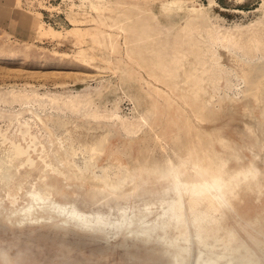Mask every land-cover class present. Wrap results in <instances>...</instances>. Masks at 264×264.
I'll return each instance as SVG.
<instances>
[{"label":"rangeland","instance_id":"rangeland-1","mask_svg":"<svg viewBox=\"0 0 264 264\" xmlns=\"http://www.w3.org/2000/svg\"><path fill=\"white\" fill-rule=\"evenodd\" d=\"M263 41L264 0H0V264H264ZM53 138L115 186L142 175L128 196L92 201L44 162L8 173L12 147L32 140L65 172ZM190 160L221 173L212 189L148 175ZM40 171L65 194L23 212L42 203Z\"/></svg>","mask_w":264,"mask_h":264},{"label":"bare ground","instance_id":"bare-ground-1","mask_svg":"<svg viewBox=\"0 0 264 264\" xmlns=\"http://www.w3.org/2000/svg\"><path fill=\"white\" fill-rule=\"evenodd\" d=\"M264 42V41H263ZM260 44V43H259ZM264 44V43H262ZM261 44V45H262ZM257 45V44H256ZM261 45L259 47H261ZM258 46V45H257ZM221 55H222V59L224 61H226L228 64H235V63H239V61L230 56L226 51L222 50L221 51ZM246 65L243 64V68H245ZM261 89V88H260ZM259 89V90H260ZM259 92V91H258ZM261 92V91H260ZM253 101V100H252ZM253 103V102H252ZM260 99L258 97L255 98L254 101V106L251 108H247V110H249V112H251L253 117H256L258 114V111H260ZM264 120V118H263ZM249 132V131H248ZM104 134V133H103ZM251 135H254V132L252 130H250ZM105 135V134H104ZM262 139L259 140L255 146V151L253 153V156L257 159L260 157V152L264 151V129L262 131ZM98 135L93 134V135H83L81 136L82 139L85 140L86 144H83L85 146H90L89 144L94 140V139H98L99 137H97ZM107 136V135H106ZM109 136V135H108ZM57 140L55 138H53L51 140V147H52V152L56 155V159H58V161L60 163H63L66 167L65 172L58 170L56 167H54L52 165V163H46L45 162V158L47 157L45 149H42L41 151L38 152L37 149V144L38 142L36 140H32L29 143H27L26 147H22L20 144L18 145H14L12 147V149L10 150V168L8 169V173H12V172H19L20 169L25 170L28 167L34 166L36 162H44L45 163V167L49 168V170L58 173V174H62L64 175V179L66 180H72L74 182V186L71 187L69 190L74 191L76 187H78V185H82L83 186V196L84 198H90L92 201H95L97 196L100 193H103L104 191H106L108 193V195H115V196H128V192H130L136 185H137V180L138 178L142 175L143 170H137L134 171L132 173H130V175H132V177L130 178H118L119 180H127L126 184H120L115 186L111 180L108 177H104L101 178L99 176L96 175L94 168H99L102 169L104 167H101V165H95L92 166L91 165H87L85 168L80 169L78 168L75 163H73L72 161V155L69 153H65L62 152L60 150V148L57 146ZM99 144V140L97 141ZM251 142V140H250ZM82 145V143H80ZM98 144H96V147L98 146ZM91 148L88 151H86L84 153V158L89 157L93 154H97L98 152V148ZM69 149V148H68ZM35 153V156H33L32 153ZM38 152V153H36ZM97 152V153H96ZM79 155V154H78ZM112 158H114V166L120 171V172H127L128 168L126 165H124L123 163V159L120 157V155L118 153H114L111 156ZM82 159V157H81ZM261 164L264 167V157L261 159ZM182 166V168H181ZM181 166H173L170 164V167L165 169V170H159V169H154L150 172H148V175H156L159 176V174H162L160 177H171V179H175L174 181L176 182V186L177 188H179V186L182 183H191V184H200L203 185V187L206 189H212V184H214L215 182H217L218 180V176L221 174L220 172H218L217 170L215 171V169L212 166H207L205 165V162L200 163V161H196V160H190V162H186V163H182ZM190 169H198L200 171L195 172L192 175H188V176H183V174L185 172H188V170ZM194 171V170H192ZM1 175V174H0ZM253 176V175H252ZM34 177V176H33ZM211 177V178H209ZM14 177L12 176L11 178L8 177L6 179V183H9ZM35 179V178H34ZM173 181V180H172ZM30 185V184H29ZM28 185V187H29ZM155 185V184H154ZM157 185V184H156ZM71 186V185H70ZM24 187L23 185V181H19L18 184L16 185V187L13 190H8L6 192V197L8 199L9 202L14 203L16 202L17 198H18V192ZM64 186L62 187H56L53 183L51 182H47L45 180V173H41V171L38 173V177H37V183L34 184L32 186L33 188V194H31V196L37 197L42 203L38 204V205H33V204H25L22 206V211H28L30 213V211L34 210L36 206L38 207H45V206H50L49 202L51 201L50 197L53 196V190L55 191L56 194H62L65 192ZM67 187V186H66ZM174 187V186H173ZM183 188V187H182ZM186 188V187H185ZM188 188V187H187ZM190 188V186H189ZM53 189V190H52ZM68 189V188H67ZM196 189V188H195ZM199 189V188H198ZM206 189V190H207ZM80 190V189H78ZM193 190V189H192ZM182 191V190H181ZM198 191V190H196ZM211 191V190H210ZM188 192V191H187ZM207 192V191H206ZM209 192V190H208ZM65 194V193H64ZM130 194V193H129ZM193 194V192H192ZM199 194V193H198ZM69 195V194H68ZM183 195V194H182ZM194 195V194H193ZM105 197V196H104ZM175 197V196H174ZM216 197V196H215ZM83 198V199H84ZM128 198V197H126ZM171 198V197H170ZM66 200L68 198H65ZM108 199V198H107ZM111 198H109L110 200ZM162 199V198H161ZM166 199V197H165ZM169 199V198H168ZM179 199H181V196L179 197ZM26 200V199H25ZM36 200V199H34ZM106 200V199H105ZM123 200V199H122ZM130 200V199H129ZM128 200V201H129ZM164 200V199H162ZM172 199H170V201H163L160 205V210L161 213H167L169 212L171 214L172 217H177V210L175 208H173V204L177 203L176 201H171ZM217 200V199H216ZM2 201V200H0ZM152 201V200H151ZM185 201V199H184ZM31 202V201H30ZM105 202V201H104ZM216 202V201H215ZM106 203V202H105ZM135 203V202H134ZM193 203V202H192ZM6 204V203H5ZM132 204V202H131ZM128 205V204H126ZM134 205V204H132ZM168 205H170L171 208H168ZM196 205V204H195ZM35 206V207H34ZM129 206V205H128ZM143 206V205H142ZM195 207V206H194ZM37 208V207H36ZM41 208V211H42ZM46 208V207H45ZM52 208V207H51ZM109 208H117V206L115 207H109ZM139 208V207H138ZM148 206L146 207V210ZM40 209V208H39ZM50 209V208H49ZM142 209V208H141ZM155 209V208H154ZM158 209V210H159ZM21 210V209H20ZM46 210V209H45ZM145 210V209H143ZM153 210V209H152ZM157 210V209H155ZM154 210V211H155ZM139 211V210H138ZM27 212V213H28ZM35 212V211H34ZM28 213V215L30 216V214ZM149 213V212H147ZM192 214V212H191ZM14 215V214H13ZM138 215V214H137ZM151 215V214H150ZM164 215V214H163ZM7 216V215H6ZM47 216V215H46ZM136 216V214H132V217ZM143 216V215H141ZM148 216V215H147ZM146 216V218H147ZM169 216V214H168ZM159 217V216H157ZM194 217V215H193ZM16 218V217H15ZM32 218V217H31ZM135 218V217H133ZM138 218V217H137ZM143 218V217H142ZM145 218V217H144ZM160 218V217H159ZM169 218V217H168ZM174 218V219H175ZM181 218V217H180ZM195 218V217H194ZM193 218V220H194ZM12 219V218H11ZM152 219V218H151ZM179 219V218H178ZM59 220V219H58ZM64 220V219H63ZM134 220V219H132ZM170 220V219H169ZM177 220V219H175ZM181 220V219H180ZM149 221V220H148ZM151 221V220H150ZM184 221V220H183ZM191 221V220H190ZM195 221V220H194ZM138 222V220H137ZM136 222V223H137ZM146 222V221H145ZM192 222V221H191ZM71 223V222H70ZM135 223V221L133 222ZM132 223V224H133ZM142 223V222H141ZM140 224V222L138 223ZM136 226V225H135ZM140 226V225H139ZM146 226V225H145ZM130 227V226H128ZM132 227V226H131ZM133 228V227H132ZM123 232V231H122Z\"/></svg>","mask_w":264,"mask_h":264}]
</instances>
